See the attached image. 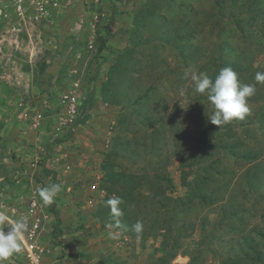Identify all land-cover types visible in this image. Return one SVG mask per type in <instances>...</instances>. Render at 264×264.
Here are the masks:
<instances>
[{"label": "rangeland", "instance_id": "obj_1", "mask_svg": "<svg viewBox=\"0 0 264 264\" xmlns=\"http://www.w3.org/2000/svg\"><path fill=\"white\" fill-rule=\"evenodd\" d=\"M240 2L249 14L236 12ZM20 6L0 0V209L16 218L54 183L45 171L55 173L62 190L44 206L43 264H264V172L253 180L259 173L246 171L264 169V83L255 81L264 72V0ZM223 55L242 60L238 78L256 91L243 119L222 124L223 142L208 134L207 143L214 109L191 75L213 78ZM64 93L77 97L72 122ZM21 99L29 116L43 111L37 128ZM116 196L122 227L109 229L105 202ZM8 264H28L24 249Z\"/></svg>", "mask_w": 264, "mask_h": 264}, {"label": "clouds", "instance_id": "obj_2", "mask_svg": "<svg viewBox=\"0 0 264 264\" xmlns=\"http://www.w3.org/2000/svg\"><path fill=\"white\" fill-rule=\"evenodd\" d=\"M189 72H185V77ZM196 93L207 95L214 111L209 118L215 125L230 123L233 119H243L249 113L248 98L255 94L256 88L253 84H243L238 78V74L230 67L219 70L213 79L206 72L198 75L192 74ZM257 83H264V72H257L255 75ZM62 190L60 184H49L38 188L37 194L44 206L53 204L56 196ZM120 197H112L105 204L110 210V215L114 224H109V229L114 226L122 227L120 217L122 210ZM7 228V231H5ZM28 230V218H12L6 210L0 209V264H8L10 259L23 251L25 232ZM132 230L136 234L143 231V224L137 221ZM119 233L110 231L109 236L118 238Z\"/></svg>", "mask_w": 264, "mask_h": 264}, {"label": "built area", "instance_id": "obj_3", "mask_svg": "<svg viewBox=\"0 0 264 264\" xmlns=\"http://www.w3.org/2000/svg\"><path fill=\"white\" fill-rule=\"evenodd\" d=\"M17 8L20 9L21 2L24 0H14ZM25 9V7H23ZM61 105L65 111L66 121L72 122L77 114V97L73 93H64L61 97ZM23 118H29L33 127L37 128L43 122V111H36L31 116L28 114L27 103L21 99L18 101ZM95 189V185H92ZM91 202V200L89 201ZM28 218V230L25 232L24 253L28 264H43V236L45 231L50 228V214L45 210L44 205L36 193L30 195L24 207L18 212L16 218Z\"/></svg>", "mask_w": 264, "mask_h": 264}, {"label": "trees", "instance_id": "obj_4", "mask_svg": "<svg viewBox=\"0 0 264 264\" xmlns=\"http://www.w3.org/2000/svg\"><path fill=\"white\" fill-rule=\"evenodd\" d=\"M217 2V1H216ZM216 2H215V4H216ZM218 3V2H217ZM244 3L245 2H240V4H239V6H240V11H236V12H240L241 14H245V15H247V14H249V11L248 10H250L249 9V6H250V4L248 3V4H246V7L243 9V5H244ZM252 4V3H251ZM216 5H218V4H216ZM250 8H251V6H250ZM221 10H222V8H217V6H216V8H215V11H214V14H212V16H213V18L215 19V21L216 22H218L219 21V19H221V18H223V13L221 12ZM245 10V11H244ZM225 16V15H224ZM194 48L196 49V51L199 49V47L198 46H194ZM219 58L220 59H217L216 60V62H217V64H218V66H217V68L215 69V71H213V78H215V74L217 73V71L219 70V68H225V67H230V68H232L233 70H235L236 69V73L237 74H239V73H241L240 75H242V73H244L246 70L244 69V66H243V64H242V60L241 59H239V57L238 56H233L230 60L225 56V55H223L222 57H220L219 56ZM226 61V62H225ZM214 62H215V59L213 60V65H214ZM213 69H214V66H213ZM228 127L227 126H224V125H220V126H218V125H215V124H212L211 122L209 123V124H206L205 125V141L207 142L208 141V139H209V137L212 135V134H214L215 135V137H216V139L218 140V142H223L222 140H221V137L222 136H224L225 135V131H226V129H227ZM227 132V131H226ZM208 134H210V136H208ZM226 135L228 136V137H233L232 135H231V133H226ZM208 136V137H207ZM233 139V138H232ZM238 139H235V141L233 142V145L235 144L236 145V141H237ZM208 143V142H207ZM153 145V144H152ZM151 152H154V151H151ZM162 153H158L156 156H159V155H161ZM242 157L244 156V157H247V155H241ZM258 169V170H257ZM246 171L248 172V175L249 176H254V175H256L257 173H259L256 177H252L253 178V180H257L258 178H259V176L264 172V169H261V170H259V166H254V168L251 170V168H247L246 169ZM254 172V173H253ZM49 173V172H48ZM110 174V178L112 179V178H114V177H118V176H120V174L119 173H114V172H111V173H109ZM156 175V174H155ZM154 175V176H155ZM150 178L151 177H153V176H149ZM251 177H249L250 178V180H251ZM154 178H161L162 180H167V176L166 175H158L157 177H154ZM51 180L56 184V178H55V174L53 173V172H51ZM113 180H115V179H113ZM168 181L170 182L171 181V179L169 178L168 179ZM172 182V181H171ZM253 181H251V185L250 186H252L253 188H259L258 187V185L257 184H255L254 182L252 183ZM250 184V182L249 181H247V179H246V185H249ZM127 203V202H126ZM120 208H121V210H123L122 208V206H120ZM107 211H109L108 209H107ZM185 257H183L181 260H185L184 259Z\"/></svg>", "mask_w": 264, "mask_h": 264}, {"label": "crops", "instance_id": "obj_5", "mask_svg": "<svg viewBox=\"0 0 264 264\" xmlns=\"http://www.w3.org/2000/svg\"><path fill=\"white\" fill-rule=\"evenodd\" d=\"M44 159L46 158V155H44V157H43ZM44 170H46V169H44ZM46 173H48L49 171H45ZM52 172V171H51ZM51 172H49V174H50V177H51ZM54 173V172H53ZM55 174V173H54Z\"/></svg>", "mask_w": 264, "mask_h": 264}]
</instances>
